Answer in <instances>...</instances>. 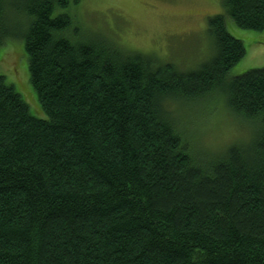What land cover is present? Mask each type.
Here are the masks:
<instances>
[{
	"label": "trees",
	"instance_id": "obj_1",
	"mask_svg": "<svg viewBox=\"0 0 264 264\" xmlns=\"http://www.w3.org/2000/svg\"><path fill=\"white\" fill-rule=\"evenodd\" d=\"M69 4L23 5L47 119L0 75V264H264V128L197 164L165 107L221 92L264 113V67L229 76L246 47L226 22L264 31V0H222L208 19L215 55L186 73L78 34Z\"/></svg>",
	"mask_w": 264,
	"mask_h": 264
},
{
	"label": "rangeland",
	"instance_id": "obj_2",
	"mask_svg": "<svg viewBox=\"0 0 264 264\" xmlns=\"http://www.w3.org/2000/svg\"><path fill=\"white\" fill-rule=\"evenodd\" d=\"M6 4V8L12 6V0ZM67 12L79 26L78 34L86 35L87 31L89 37L106 38L127 53L148 55L186 73L214 57L216 47L208 19L224 9L222 0H70ZM226 22L229 33L246 47L245 57L229 76L264 67V31L241 29L229 18ZM26 25L9 30L1 45L0 75L21 94L35 117L47 119L30 82L23 37ZM226 108V96L218 92L206 99L182 102L172 112L176 127L185 137L197 125L224 124Z\"/></svg>",
	"mask_w": 264,
	"mask_h": 264
},
{
	"label": "clouds",
	"instance_id": "obj_3",
	"mask_svg": "<svg viewBox=\"0 0 264 264\" xmlns=\"http://www.w3.org/2000/svg\"><path fill=\"white\" fill-rule=\"evenodd\" d=\"M27 21L28 13L23 0H12V6L0 10V28L16 30L25 26ZM179 104V100H165V107L169 111ZM225 112L227 119L224 124L212 122L197 125L184 137L183 143L193 163L215 160L234 145L252 146L258 130L264 128V113L250 115L243 110L230 108H226Z\"/></svg>",
	"mask_w": 264,
	"mask_h": 264
}]
</instances>
